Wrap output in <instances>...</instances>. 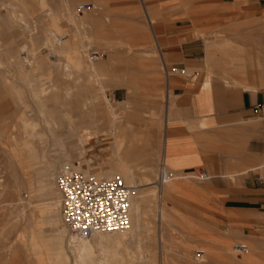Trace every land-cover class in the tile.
Returning a JSON list of instances; mask_svg holds the SVG:
<instances>
[{
    "label": "rangeland",
    "instance_id": "374dc122",
    "mask_svg": "<svg viewBox=\"0 0 264 264\" xmlns=\"http://www.w3.org/2000/svg\"><path fill=\"white\" fill-rule=\"evenodd\" d=\"M181 1L195 28L192 38L203 43L205 75L229 87L264 90V0H244L245 7L232 17L224 13L234 0ZM153 32L156 19L147 0H0V264H60L50 260L58 246L44 242H56L63 233L64 264H78L69 243L75 235L63 224L54 184L62 173L88 174L83 165L104 168L96 173L102 180L120 176L138 188L137 206L146 196L144 218L132 220L139 231L121 249L125 264H264V214L216 221L213 180L197 179V173L174 175L178 193L168 201L164 192L168 213L164 222L158 218L152 184L157 186L163 163L164 125L136 118V99L149 96L139 93L142 82L153 79L149 72L159 73L163 108L167 97L163 56ZM92 51L102 60L91 62ZM77 59L84 71L64 69ZM117 89L127 91L126 101L110 97ZM149 131L156 134L159 156L153 176L146 178L149 170L137 166L135 151L147 150L155 138ZM114 138L123 143L120 150ZM105 140L112 153L97 165L89 156L91 146ZM246 180L264 189V167L225 181L238 186ZM3 217L14 226L8 235ZM50 217L57 226L48 224ZM108 235L113 234L86 236L96 264L109 248ZM236 245H246L248 253L233 256Z\"/></svg>",
    "mask_w": 264,
    "mask_h": 264
},
{
    "label": "crops",
    "instance_id": "0c3cea01",
    "mask_svg": "<svg viewBox=\"0 0 264 264\" xmlns=\"http://www.w3.org/2000/svg\"><path fill=\"white\" fill-rule=\"evenodd\" d=\"M244 0H234L225 17L236 16L245 6ZM156 19L153 32L162 60L168 67L184 68L189 77L174 76L164 108L157 94L161 90L159 73L149 72L148 84L142 82L139 93L149 95L136 99V118L163 123L161 153L163 163L174 174L205 172L213 180V218L218 222L247 220L264 214V189L246 180L232 186L225 180L251 174L264 167V90H248L227 86L221 80L205 75L204 47L192 38L194 27L185 17L181 0H147ZM150 25L154 22L148 18ZM146 75H142L145 78ZM197 77V81L193 78ZM151 82V83H150ZM125 89L113 90L116 102L127 99ZM264 114V113H263ZM142 119V118H141ZM138 128H136L137 130ZM153 132L149 131V135ZM144 152L136 149V164L149 170L152 177L159 156L157 137ZM112 149L107 140L95 142L89 156L98 164L108 160ZM260 166H256L259 165ZM89 175L104 168H91ZM104 172L112 170L105 168ZM212 175V176H209Z\"/></svg>",
    "mask_w": 264,
    "mask_h": 264
},
{
    "label": "built area",
    "instance_id": "2783aa9c",
    "mask_svg": "<svg viewBox=\"0 0 264 264\" xmlns=\"http://www.w3.org/2000/svg\"><path fill=\"white\" fill-rule=\"evenodd\" d=\"M99 52H90V61L102 60ZM56 60L55 55L52 56ZM163 71L166 80V95L170 92L169 83L174 76L189 77L182 68L168 67L164 61ZM256 108L255 112H263ZM195 177L205 178L204 172H196ZM174 173L165 165L161 167L157 185L173 180ZM55 187L61 197V217L66 229L73 235L86 237L94 234H115L126 232L131 227V205L138 188L128 186L124 179L115 176L110 180H98L83 171L73 170L62 173L55 181ZM248 253L246 245H236L232 249L235 257ZM202 255L195 258L202 260Z\"/></svg>",
    "mask_w": 264,
    "mask_h": 264
},
{
    "label": "bare ground",
    "instance_id": "6f19581e",
    "mask_svg": "<svg viewBox=\"0 0 264 264\" xmlns=\"http://www.w3.org/2000/svg\"><path fill=\"white\" fill-rule=\"evenodd\" d=\"M143 3V2H142ZM146 3V2H145ZM143 6H144V4H143ZM23 20V19H22ZM26 24V21H25V23H24V25ZM34 25V24H33ZM51 40V39H50ZM34 42V41H33ZM18 49V48H17ZM66 50V49H65ZM78 60V59H77ZM71 61H68L66 64H64V69L67 71V70H69L70 68H74L78 73L79 72H81V71H84V68H83V66L84 65H82V63H81V61L80 60H78L76 63H74V62H72V63H70ZM1 64V63H0ZM93 64V63H92ZM96 70V69H95ZM41 71V70H40ZM76 73V72H75ZM86 73V72H85ZM71 74V73H70ZM69 74V76H71ZM87 74V73H86ZM30 79V78H29ZM86 79V78H85ZM71 92V90L70 91H68L67 92V95H72V94H69ZM76 93V92H75ZM90 96V95H89ZM69 97V96H68ZM95 101H97V100H95ZM83 106V105H82ZM83 108H87V107H83ZM82 111L84 112V109H82ZM44 114V112L42 113V115ZM45 116V115H44ZM48 124V123H47ZM49 125V124H48ZM51 126V125H50ZM73 127V126H72ZM131 127V126H130ZM133 128V127H132ZM131 130H133V129H131ZM161 132V131H160ZM163 132V131H162ZM53 134H55V133H53ZM132 134V133H131ZM126 138V137H125ZM129 138H130V136H129ZM115 139V144H114V146L115 147H117V148H119V150L121 149V147H122V144H118V139L117 138H114ZM130 142H131V140H129ZM124 142V141H123ZM129 142V143H130ZM131 144V143H130ZM82 147V146H81ZM116 148V149H117ZM82 149V148H81ZM83 150V149H82ZM81 150V151H82ZM117 151H118V149H117ZM136 152V151H135ZM116 153V152H115ZM128 153V152H127ZM131 153V152H130ZM118 154V153H117ZM121 154V153H120ZM124 154H125V152H124ZM135 154V153H134ZM133 154V155H134ZM114 155H116V154H114ZM128 155V154H127ZM130 155V154H129ZM126 165V164H125ZM163 165H164V163H162V167H163ZM63 166V165H62ZM125 167V166H124ZM15 168V167H14ZM11 169H12V167H11ZM66 170H67V167L65 166L64 167V171L66 172ZM122 170V169H121ZM118 171H120V170H118ZM13 178H15L16 179V172L15 171H13ZM192 175V174H191ZM96 179H98V180H102L103 179V177H101V176H96V175H93ZM204 177L205 178H200L202 181H207L209 178H208V176L206 175V174H204ZM114 178V177H113ZM130 178H131V176H130ZM112 179V178H111ZM108 180H110V179H108ZM125 181V180H124ZM11 182V181H10ZM135 182V181H134ZM11 184V183H10ZM20 184V183H19ZM54 184V183H53ZM12 185V184H11ZM10 185V186H11ZM55 185V184H54ZM12 187H13V185H12ZM15 187V186H14ZM14 187H13V189H14ZM16 187H18V186H16ZM130 187H133V186H130ZM152 188L153 189H155L156 190V195H157V200H159V202L158 203H160L159 204V207H158V210H157V213H158V218H159V220L160 221H165V219H166V216H167V213H168V209H167V207H166V204H165V201L163 202V195H164V192L166 191V193H168V195H167V197H168V201H169V198H170V194L171 193H174V194H176V193H178V188H176V186L173 184V181L172 180H166L163 184L161 183V185L160 186H154V184H152ZM37 192H40V190H38ZM143 196H145V195H143ZM149 196V195H148ZM152 196V195H151ZM150 196V197H151ZM154 197V196H153ZM145 198H146V196H145ZM144 197L142 198H140V199H142V201H141V203H140V206L138 205H136V201H134V199H133V201H132V205H131V217H132V219H131V227H130V229L128 230V231H126V232H121V233H115V234H113V235H108L107 236V239H108V243H109V248H106V250L104 251V254H105V257L102 259V260H100V259H98V261H99V264H123V262H124V259L122 258V253H121V249H122V246L124 245V243H125V241H126V239H127V237H135V232L137 231V229H138V225L137 224H135V223H132V220H133V216H134V218L135 219H137V221L138 220H141V219H143L144 217L143 216H145V212H144V207H143V205H145L146 204V202L144 201V199H145ZM149 198V197H148ZM151 199V198H150ZM166 199V198H165ZM168 204V203H167ZM157 209V208H156ZM49 211V213H52V210L51 209H49L48 210ZM55 211V210H54ZM7 212H9V211H7ZM45 213V212H44ZM2 215H6V214H2ZM7 216V215H6ZM7 218V217H6ZM6 218H2V219H6ZM157 218V219H158ZM146 219V218H145ZM8 218H7V220H4L5 221V224H4V221H3V225H4V230H5V233L7 234V233H10V232H12V230H14L13 228H14V226H13V223H10V222H8ZM11 220V219H10ZM9 220V221H10ZM49 225H51V226H57L58 224V222L54 219V217H50L49 218ZM158 221V220H157ZM12 222V221H11ZM144 222H145V220H144ZM139 224H140V222H139ZM140 226V225H139ZM161 226H163V224L162 225H160L159 227H161ZM16 227V226H15ZM142 229V228H141ZM62 230V229H61ZM63 231V230H62ZM139 231V230H138ZM137 231V232H138ZM24 232V231H23ZM26 234V233H25ZM61 234V233H60ZM65 234L66 233H63V234H61V235H59L58 237H57V240H56V242H53V241H45L44 242V245L45 246H50V244H51V246H58V248L54 251V253H52V255H50V260H52L53 262H57V263H60V264H64V261H63V258L65 257V254H64V252H63V249H62V241H63V238H64V236H65ZM8 235V234H7ZM23 235V234H22ZM72 235V234H71ZM94 235H101V234H94ZM25 237H26V235H25ZM136 237H138L137 236V234H136ZM140 237V236H139ZM160 237H161V239H160V241H161V243L163 242V237H162V235H160ZM97 238V237H96ZM99 238V237H98ZM142 238V237H141ZM130 239V238H129ZM2 240V239H1ZM70 240H71V242H69V243H71L72 244V248H73V251L74 252H77V257H76V263H78V264H96L95 263V261H94V253L95 252H93V249H92V247L90 246V241H88L87 240V238L86 237H82V238H80L79 236H71L70 237ZM97 240V239H96ZM17 241V240H16ZM40 241H42V239L40 238ZM104 241V240H103ZM131 241H132V239H131ZM107 242V241H106ZM127 243H128V241H126ZM132 242H134V241H132ZM13 243V242H12ZM43 243V242H42ZM102 243V242H101ZM107 244V243H106ZM17 245V244H16ZM19 245V244H18ZM126 245V244H125ZM20 246V245H19ZM35 246H37V244L35 245ZM24 248V247H23ZM48 249V248H47ZM40 251V250H39ZM38 252V251H37ZM73 252V253H74ZM123 252V251H122ZM126 253V252H125ZM24 254V253H23ZM25 255V254H24ZM73 255H75V254H73ZM12 257V256H11ZM12 258H15V257H12ZM100 258V257H99ZM98 261H96V262H98ZM13 262V261H12ZM28 264V263H27ZM124 264H125V262H124Z\"/></svg>",
    "mask_w": 264,
    "mask_h": 264
}]
</instances>
